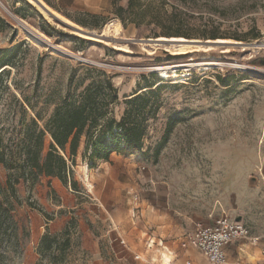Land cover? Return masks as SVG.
Segmentation results:
<instances>
[{"label":"rangeland","instance_id":"374dc122","mask_svg":"<svg viewBox=\"0 0 264 264\" xmlns=\"http://www.w3.org/2000/svg\"><path fill=\"white\" fill-rule=\"evenodd\" d=\"M42 1L70 23L102 36L81 37L29 0H0V49L17 46L0 55L9 60L0 68V151L5 161L0 162V201L13 206L19 226L18 242L12 237L3 247L7 264L85 259L79 248L88 244L86 232L94 225L87 190L102 187L114 166L115 176L123 177L117 159H90L83 144L74 162L68 161L65 180L36 174L26 165L27 150L37 148L38 129L57 106L77 104L89 84L96 102L103 103L100 124L119 121L131 107L129 100L142 95L133 104L145 125L133 168L153 174L160 210L194 216L202 224L222 212L231 218L234 175L259 159L264 136V44H258L264 42V0ZM215 39L241 45L229 44L227 51L219 46L183 53L166 49L179 43L204 46ZM160 67L167 72L161 75ZM103 73L117 89L115 99L96 83ZM169 120L171 129L163 140ZM113 154L118 155L113 152L110 158ZM105 163L111 164L107 172ZM88 179L95 181L94 188L86 187ZM46 234L58 240L56 249L53 243L43 248ZM162 253L173 257L160 248L157 259Z\"/></svg>","mask_w":264,"mask_h":264},{"label":"crops","instance_id":"0c3cea01","mask_svg":"<svg viewBox=\"0 0 264 264\" xmlns=\"http://www.w3.org/2000/svg\"><path fill=\"white\" fill-rule=\"evenodd\" d=\"M134 157L138 155L113 154L110 159H117L123 177L115 176L114 166L109 175L105 174L102 187L93 192L87 190L92 194L88 217L94 225L86 232L88 244L79 248L85 259L78 258L70 264H146L149 257L155 259V264H209L196 249L180 247L183 251L178 253L179 237L185 231L192 232L201 221L194 216L177 217L170 211L160 210L155 199L154 176L151 171H136ZM105 165L107 172L111 164ZM234 176L235 190L228 213L249 227L250 234L226 246L225 264H264V136L259 159L253 158ZM93 182L88 179L86 187L94 188ZM119 202H122L121 210L117 209ZM208 221L210 224L213 219ZM100 223L102 226L98 227ZM147 238L155 241L154 248L146 249ZM160 248H165L173 257L164 260L162 253L157 259Z\"/></svg>","mask_w":264,"mask_h":264},{"label":"trees","instance_id":"16d2710c","mask_svg":"<svg viewBox=\"0 0 264 264\" xmlns=\"http://www.w3.org/2000/svg\"><path fill=\"white\" fill-rule=\"evenodd\" d=\"M47 1V0H45ZM122 8L117 9L119 14ZM81 25L87 26L83 21ZM83 41V38H80ZM17 46L6 50L0 49V55L13 51ZM9 60H0V68L9 64ZM0 71V76H1ZM102 79L96 83L104 85L110 91V98L117 97V89L111 82V77L103 73ZM152 85H148L151 87ZM152 91V90H150ZM142 97L136 96L129 100L131 107L125 112L119 121L110 118L105 124H100L99 116L103 103L98 104L91 89L87 85L79 93V101L74 104L72 101L57 106L45 123L44 128H39L36 134V149L27 150L26 165L34 169L36 174L56 175L65 180L66 170L70 172V165L78 149L83 144L84 152L90 150V159L101 158L106 161L110 155L116 152L121 155H131L142 148V137L145 131L144 119L138 118L134 112V102ZM137 110V109H136ZM36 124L35 120H32ZM171 120L167 122L163 140L166 139L171 129ZM120 129L121 133L113 132ZM107 134L110 138L108 139ZM0 162L5 165L3 153L0 151ZM18 220L15 218L13 206L10 203L0 201V264H7L6 254L3 249L8 241L18 242ZM44 249H49L52 243L54 248L58 247V240L55 237L44 235L41 239ZM42 248V247H41Z\"/></svg>","mask_w":264,"mask_h":264},{"label":"built area","instance_id":"2783aa9c","mask_svg":"<svg viewBox=\"0 0 264 264\" xmlns=\"http://www.w3.org/2000/svg\"><path fill=\"white\" fill-rule=\"evenodd\" d=\"M249 234V227L222 212L214 216L210 224H196L194 230L180 240L179 245L183 250L196 249L209 264H225L226 246L233 241L246 238ZM154 245L155 241L147 238L146 249H152ZM135 258H138V255H135ZM146 264H155V259L149 257Z\"/></svg>","mask_w":264,"mask_h":264},{"label":"bare ground","instance_id":"6f19581e","mask_svg":"<svg viewBox=\"0 0 264 264\" xmlns=\"http://www.w3.org/2000/svg\"><path fill=\"white\" fill-rule=\"evenodd\" d=\"M31 3H33L35 6H37L40 11L46 16L48 17L49 19H52L54 21H56L53 16L51 14H55V16H58L59 18L65 20V21H68L67 19L63 18V17H60V15H58L55 11H53L49 6H47L42 0H39V2L43 3L45 5V7L47 8L48 11H46L45 9H43L41 6H39V4L37 3L36 0H29ZM51 14H50V13ZM69 22V21H68ZM57 24H60L59 22L56 21ZM105 29V28H104ZM103 29V30H104ZM107 30V28H106ZM105 32V31H104ZM81 35V34H79ZM81 36H84V35H81ZM86 37V36H85ZM175 39H183V38H171L169 40H175ZM157 40L161 41L163 40V38H158ZM206 45L204 46H199V45H190L188 43H179L177 45H170L168 47H166V49H169V50H172L173 52L175 53H183V52H186V51H191V50H197V49H203V50H208V49H212V48H216L217 46L219 47H222L223 49L222 50H225L227 51L228 50V45L229 44H238V45H241L240 42L238 41H234V40H230V39H215V40H207L205 41ZM159 44V43H157ZM258 44H264V42H260ZM156 45V44H155ZM167 68L165 67H160L158 68V72H160V74H165L167 72L166 70ZM164 254V253H163ZM164 260H167L168 258L166 257V255L164 254L163 255V258ZM168 261V260H167Z\"/></svg>","mask_w":264,"mask_h":264},{"label":"water","instance_id":"95a60500","mask_svg":"<svg viewBox=\"0 0 264 264\" xmlns=\"http://www.w3.org/2000/svg\"><path fill=\"white\" fill-rule=\"evenodd\" d=\"M37 1V0H36ZM31 3V2H29ZM37 3L39 4V6H41L43 9H45L46 11L47 8L45 7V5L41 2H39V0L37 1ZM50 13V12H49ZM51 14V13H50ZM53 16V18L59 22L61 25H63L64 27H67L69 29H71L73 32L77 33L78 35L81 34V35H84L86 37H89V38H98V37H101L102 34L101 33H97V32H90V31H87V30H83L82 28H79L77 27L75 24L73 23H70L68 21H65L61 18H59L58 16H55V14H51ZM80 35V36H81ZM84 36H81V37H84Z\"/></svg>","mask_w":264,"mask_h":264}]
</instances>
